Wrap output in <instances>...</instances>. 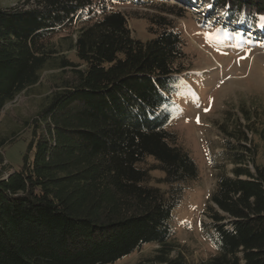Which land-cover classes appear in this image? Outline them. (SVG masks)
<instances>
[{"label": "trees", "instance_id": "obj_1", "mask_svg": "<svg viewBox=\"0 0 264 264\" xmlns=\"http://www.w3.org/2000/svg\"><path fill=\"white\" fill-rule=\"evenodd\" d=\"M118 2L0 7V115L44 68L60 69L45 102L23 122L33 157L24 154L13 169L0 140V264H113L147 244L157 247L135 264H264V164L237 121L232 129L220 125L232 175L217 174L203 209V235L215 251L191 263L177 240L173 211L199 176L168 127L177 79L190 70L184 36L169 16L182 14L161 3L168 7L147 15L152 37L143 41L132 36ZM212 2L238 17L264 16V0ZM78 19L68 44L74 58L59 57L51 37ZM247 128L264 146L261 117ZM148 156L164 172L165 189L146 183L150 167L139 164Z\"/></svg>", "mask_w": 264, "mask_h": 264}, {"label": "rangeland", "instance_id": "obj_2", "mask_svg": "<svg viewBox=\"0 0 264 264\" xmlns=\"http://www.w3.org/2000/svg\"><path fill=\"white\" fill-rule=\"evenodd\" d=\"M22 2L0 0V7L18 6ZM195 2L120 0L115 5L128 17L132 36L143 41L152 37L147 29V15L162 12L168 7L161 3L175 6L172 8L182 14L178 18L169 16L176 21L184 36L186 64L190 70L177 79L179 84L172 92L173 104L168 109L171 116L168 127L177 134L179 143L199 168L198 178L186 184L183 200L173 211L177 240L186 245V255L191 263L215 251V246L203 235L201 222L208 221L203 209L215 186L217 174L225 172L232 175L234 166L229 160H224L227 149L223 143L228 136L220 125L225 123L227 129H232L236 121L240 122L257 144L256 162L264 164V146L247 128L259 116L264 122V46H260L264 43L262 21L253 27V23L257 22L254 21L256 15L251 19L238 17L239 13L230 12L226 4H214L212 0ZM80 25L81 21L75 20L71 27L52 35L51 40L59 50V57L74 58V51L68 49V44ZM216 28L222 31L216 33ZM204 32L214 33L216 38L209 42ZM249 40L251 44L247 43ZM59 71V68H44L40 81L20 92L1 112L0 140H6L1 149L13 169L21 166L24 154L33 157L34 147L29 146L31 130L23 122L29 120L45 102ZM231 141L235 142L233 138ZM245 155V164L253 169L252 153L246 152ZM153 163H156L154 158L148 156L146 162L139 165L150 167ZM163 178L161 169L150 167L146 183L165 189ZM156 247V244L144 245L141 250L113 264H135L138 258L152 253ZM176 254L175 248L171 255Z\"/></svg>", "mask_w": 264, "mask_h": 264}, {"label": "snow or ice", "instance_id": "obj_3", "mask_svg": "<svg viewBox=\"0 0 264 264\" xmlns=\"http://www.w3.org/2000/svg\"><path fill=\"white\" fill-rule=\"evenodd\" d=\"M260 19H261L262 22H264V16H262ZM260 26H261V27H264V23H261ZM215 31H216V33H219L220 31H222V29H221V28H216ZM199 34H200V33H198V35H199ZM203 35L205 36L206 40L209 41V42H211L213 39L216 38L215 34H214V33H210V32H204ZM247 43L251 44L252 41L249 40V41H247ZM260 46H264V43H261ZM247 51H250V49H248ZM244 58H246V57H240L239 59H244ZM237 62H238V61H237ZM198 122H199V121H198Z\"/></svg>", "mask_w": 264, "mask_h": 264}, {"label": "bare ground", "instance_id": "obj_4", "mask_svg": "<svg viewBox=\"0 0 264 264\" xmlns=\"http://www.w3.org/2000/svg\"><path fill=\"white\" fill-rule=\"evenodd\" d=\"M261 23H264V22H261ZM256 25V24H255ZM255 25L253 27H255Z\"/></svg>", "mask_w": 264, "mask_h": 264}]
</instances>
